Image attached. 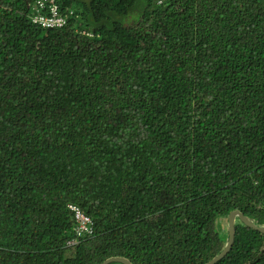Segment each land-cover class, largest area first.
Listing matches in <instances>:
<instances>
[{"label":"trees","instance_id":"trees-1","mask_svg":"<svg viewBox=\"0 0 264 264\" xmlns=\"http://www.w3.org/2000/svg\"><path fill=\"white\" fill-rule=\"evenodd\" d=\"M34 2L0 0V264H205L231 211L264 226V0ZM234 229L213 264H264Z\"/></svg>","mask_w":264,"mask_h":264},{"label":"built area","instance_id":"built-area-1","mask_svg":"<svg viewBox=\"0 0 264 264\" xmlns=\"http://www.w3.org/2000/svg\"><path fill=\"white\" fill-rule=\"evenodd\" d=\"M161 0H158L160 2ZM60 0H35L33 11L29 15L32 23L42 28L62 27L66 18L60 14ZM68 207L74 210L76 221L79 223V232L90 233L92 224L91 219L83 214L78 207L68 204Z\"/></svg>","mask_w":264,"mask_h":264},{"label":"water","instance_id":"water-1","mask_svg":"<svg viewBox=\"0 0 264 264\" xmlns=\"http://www.w3.org/2000/svg\"><path fill=\"white\" fill-rule=\"evenodd\" d=\"M239 217V219L248 227H251L255 230H258L262 233H264V226L258 225L256 224L254 221H252V219H250L248 216L244 215L240 210L236 209L233 210L229 213L228 215V223H227V227H228V241L224 247V249L214 258H212L210 261L206 262L205 264H213L214 262H216L217 260H219L220 258H222L231 248L233 241H234V220L235 217ZM113 261H118L121 262L123 264H132L127 258L122 257V256H111L108 257L107 259H105L101 264H109Z\"/></svg>","mask_w":264,"mask_h":264}]
</instances>
